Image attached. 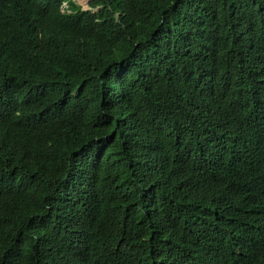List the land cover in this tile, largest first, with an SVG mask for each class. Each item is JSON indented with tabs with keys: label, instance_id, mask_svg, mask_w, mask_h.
<instances>
[{
	"label": "trees",
	"instance_id": "trees-1",
	"mask_svg": "<svg viewBox=\"0 0 264 264\" xmlns=\"http://www.w3.org/2000/svg\"><path fill=\"white\" fill-rule=\"evenodd\" d=\"M0 264H264V0H0Z\"/></svg>",
	"mask_w": 264,
	"mask_h": 264
},
{
	"label": "clouds",
	"instance_id": "clouds-1",
	"mask_svg": "<svg viewBox=\"0 0 264 264\" xmlns=\"http://www.w3.org/2000/svg\"><path fill=\"white\" fill-rule=\"evenodd\" d=\"M79 3V2H78ZM80 4V3H79ZM88 5H87V7H85V6H82L84 9H89V0H88V3H87ZM81 5V4H80ZM68 7V5H67V2H64L63 3V5H62V9H65V8H67Z\"/></svg>",
	"mask_w": 264,
	"mask_h": 264
},
{
	"label": "rangeland",
	"instance_id": "rangeland-1",
	"mask_svg": "<svg viewBox=\"0 0 264 264\" xmlns=\"http://www.w3.org/2000/svg\"><path fill=\"white\" fill-rule=\"evenodd\" d=\"M82 6H85L84 3H88V0H77ZM88 5V4H87ZM87 7V6H85Z\"/></svg>",
	"mask_w": 264,
	"mask_h": 264
},
{
	"label": "bare ground",
	"instance_id": "bare-ground-1",
	"mask_svg": "<svg viewBox=\"0 0 264 264\" xmlns=\"http://www.w3.org/2000/svg\"><path fill=\"white\" fill-rule=\"evenodd\" d=\"M85 6H87V3H84Z\"/></svg>",
	"mask_w": 264,
	"mask_h": 264
}]
</instances>
